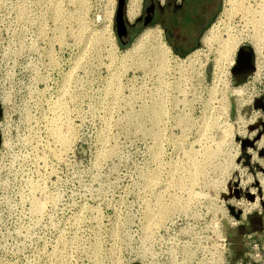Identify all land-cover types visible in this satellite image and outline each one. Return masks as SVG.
I'll return each instance as SVG.
<instances>
[{"label":"rangeland","instance_id":"374dc122","mask_svg":"<svg viewBox=\"0 0 264 264\" xmlns=\"http://www.w3.org/2000/svg\"><path fill=\"white\" fill-rule=\"evenodd\" d=\"M127 2L0 0V264H245L264 243V19L221 0L181 56ZM154 27L167 64L127 59Z\"/></svg>","mask_w":264,"mask_h":264},{"label":"bare ground","instance_id":"6f19581e","mask_svg":"<svg viewBox=\"0 0 264 264\" xmlns=\"http://www.w3.org/2000/svg\"><path fill=\"white\" fill-rule=\"evenodd\" d=\"M251 2H254V4H256L258 7L252 8ZM140 3H141V0H128L127 6H126V17L128 20H132L137 16L139 8H140ZM225 4L230 7L229 9L227 8L228 12L235 9L237 11H242L243 13H246V14L251 13L254 24L255 23L257 24L258 21L261 22V20L264 19V0H225ZM56 12L58 13V15H60V10L58 8H56ZM117 29L118 31L120 30L119 26H117ZM255 32L257 33L259 31L255 30ZM256 33H255V37L258 36V34ZM221 46L222 48L227 50L228 44L226 40L222 41ZM144 52H147L148 55L151 56L152 60H154L159 66L163 67L165 66V64H167V59H168L167 56L170 54V47L163 41L161 30L158 27L146 28L144 31H142V33H140V35L136 38V41L132 43L131 46L126 50L124 55H126L127 59L129 60L133 61L136 59L137 60L136 64H140L142 63L141 58H143L142 56H144L145 54ZM197 52H198V49L194 50L192 53L188 54L185 58H182L181 60L182 61L189 60V59L191 60V58H193V56ZM219 56L221 57V53L219 54ZM237 64L238 63L236 59L235 66ZM153 107L156 110L158 108L156 104ZM155 121H156V117L154 118V122ZM58 129L59 127L55 125L53 127L54 133L58 136V138L62 142H66L67 141L66 137ZM168 207L169 206L166 207L167 208L166 210L160 211L159 213L160 219L165 218L171 212H173L175 208L177 207V203L173 202L170 206V209H168Z\"/></svg>","mask_w":264,"mask_h":264},{"label":"flooded vegetation","instance_id":"af4514ba","mask_svg":"<svg viewBox=\"0 0 264 264\" xmlns=\"http://www.w3.org/2000/svg\"><path fill=\"white\" fill-rule=\"evenodd\" d=\"M153 3V10L151 12H147V7L151 4L145 5L144 6V11L142 13V15L140 16L139 20L137 22L142 23V25L146 26L147 24L151 23L154 19L156 14L158 15L159 11H163L164 13L169 12L170 10L172 11V9H175V5H185L187 4L188 8H191L192 11L195 12V15L197 17V23L194 24V28L198 29V28H202L205 24V19L208 18L209 16L212 15L213 11L216 8L215 2L214 0H204L203 2H197L195 4H193L191 2V0H180V2L177 4H175V2H173L172 0H165L161 5H159L157 2H155V0H152ZM176 1V0H174ZM190 1V2H189ZM187 2V3H186ZM149 21L148 23H144L145 19H148ZM124 21V20H123ZM164 23V32L166 37L169 40H173L175 38V33L173 32L172 28L168 27L167 25H165V21H163ZM118 22L116 21V24ZM161 23V22H159ZM118 24L116 25V31L118 32L117 29ZM120 28V26H119ZM132 29V27H129V25L124 22L122 29L120 28L119 32H120V36L119 39L120 41L125 40L126 38H128V36L130 35V30ZM248 55H250L251 57V63L253 62V55L249 52L248 49L244 48L243 52L241 53V59H246L248 57Z\"/></svg>","mask_w":264,"mask_h":264},{"label":"trees","instance_id":"16d2710c","mask_svg":"<svg viewBox=\"0 0 264 264\" xmlns=\"http://www.w3.org/2000/svg\"><path fill=\"white\" fill-rule=\"evenodd\" d=\"M172 1L174 2V0ZM191 2L195 4L193 0ZM187 4L175 5V9L173 8L172 11L170 10L167 13L159 11L157 17L155 18L158 22H161L162 25H164L163 21H165V25L172 28L175 33V38L172 41L168 39V41L171 43L174 51L181 56H184L187 53L186 51H188L189 47L192 46L190 44H193L192 41L194 36L196 34L198 35L202 30V28H194V24L197 23V17L195 12L192 11L191 8H188ZM179 29H188L190 32L181 37L176 33ZM195 46L196 45H193L192 47L195 48ZM193 48H190L189 52L193 50Z\"/></svg>","mask_w":264,"mask_h":264},{"label":"built area","instance_id":"2783aa9c","mask_svg":"<svg viewBox=\"0 0 264 264\" xmlns=\"http://www.w3.org/2000/svg\"><path fill=\"white\" fill-rule=\"evenodd\" d=\"M259 238L257 237L256 239L253 240L251 243L250 240H243V245L246 246L247 251L243 252V255L245 257L244 262L245 264H251V260L254 262H258L263 260V255H264V243L259 242ZM253 252V253H252ZM240 262V264H242ZM264 264V263H262Z\"/></svg>","mask_w":264,"mask_h":264},{"label":"water","instance_id":"95a60500","mask_svg":"<svg viewBox=\"0 0 264 264\" xmlns=\"http://www.w3.org/2000/svg\"><path fill=\"white\" fill-rule=\"evenodd\" d=\"M124 2V0H122ZM122 7V4L119 6V9H121ZM118 9V10H119ZM153 10V3H151L148 7H147V12H151ZM148 18V17H147ZM123 20V19H122ZM117 21H118V18H117ZM149 21V18L148 19H145L144 23H148ZM119 26V25H118ZM118 36H120V32L118 31ZM243 52V49H239L238 52H237V56H236V59H237V65L236 67H239V68H244L245 66L247 65H251V57L250 55H248V57L246 59H241V53Z\"/></svg>","mask_w":264,"mask_h":264},{"label":"crops","instance_id":"0c3cea01","mask_svg":"<svg viewBox=\"0 0 264 264\" xmlns=\"http://www.w3.org/2000/svg\"><path fill=\"white\" fill-rule=\"evenodd\" d=\"M192 1V0H191ZM195 3H197V2H203L204 0H193ZM175 2V4L177 3H179L180 2V0H176V1H174ZM214 2H215V5H216V8H215V10L213 11V13H212V15L211 16H209L208 18H206L205 20V24H204V26L202 27V29L209 23V21L215 16V13L216 12H218V10L220 9V2H221V0H214ZM188 30V29H187ZM184 30L186 33H188V32H190V30ZM253 222H252V224H255L256 223V225L260 228V227H262L263 225H264V222L260 219H258V218H256V219H251ZM258 227H256V229H258Z\"/></svg>","mask_w":264,"mask_h":264}]
</instances>
